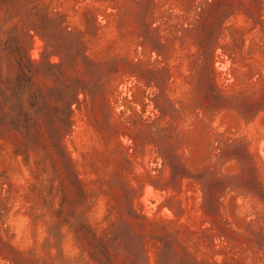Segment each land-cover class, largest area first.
<instances>
[{"label":"rangeland","instance_id":"374dc122","mask_svg":"<svg viewBox=\"0 0 264 264\" xmlns=\"http://www.w3.org/2000/svg\"><path fill=\"white\" fill-rule=\"evenodd\" d=\"M0 264H264V0H0Z\"/></svg>","mask_w":264,"mask_h":264}]
</instances>
